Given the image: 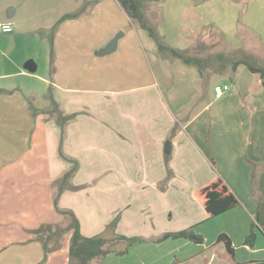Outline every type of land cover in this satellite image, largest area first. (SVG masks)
<instances>
[{
	"label": "crops",
	"instance_id": "obj_1",
	"mask_svg": "<svg viewBox=\"0 0 264 264\" xmlns=\"http://www.w3.org/2000/svg\"><path fill=\"white\" fill-rule=\"evenodd\" d=\"M87 2L85 11L102 21L90 32L91 44L77 48L65 42L66 23L74 18L55 38L52 100L64 113H78L65 126L62 150L78 161L71 181L80 186L61 192L58 207L75 213L84 236H139L149 249L175 239L167 233L196 224L204 241L174 240L180 246L172 264H219L212 249L222 232L232 240L233 252L226 249L235 264H264V86L244 64L233 71L231 60L222 66L217 58L241 51L264 65V50L259 55L231 45L219 51L205 42L242 31L261 41L264 0H141L165 43L208 58L203 77L197 66L162 55L118 0ZM119 32L117 48L98 54ZM220 85L228 89L218 94ZM0 88L11 90L0 93V264H38L43 245L32 230L65 221L56 208L54 182L72 163L59 155L56 119L18 87ZM217 178L239 203L207 219L195 193ZM118 214L116 228L107 230ZM218 217L225 227L214 222ZM71 235L65 233L62 247L51 251L45 264H70ZM137 243L109 242L110 251L92 263L120 264L109 259L135 252Z\"/></svg>",
	"mask_w": 264,
	"mask_h": 264
},
{
	"label": "rangeland",
	"instance_id": "obj_2",
	"mask_svg": "<svg viewBox=\"0 0 264 264\" xmlns=\"http://www.w3.org/2000/svg\"><path fill=\"white\" fill-rule=\"evenodd\" d=\"M87 1L0 0V87H18L20 89L19 93L22 96L26 95L31 104L37 108L41 107V111L48 113L54 105V100H52V96L54 95L52 83L55 81L53 78L55 75V63L53 61L55 55V38L57 30L65 24L66 20L60 23L55 30L54 26L62 15L82 10ZM11 8H14L15 12L12 17H9L8 13ZM88 10L84 11L79 17L74 18V20L68 19L69 21L66 23L68 37L65 39V42L69 45L77 48L89 46L91 44L88 39L91 35L90 32L98 31L101 28L102 21L99 20L98 15H92V10H90L91 12ZM5 22H12L14 24L13 32L1 31V24ZM171 23L177 24V22L173 21ZM157 31L159 32L158 29ZM258 38L261 41L246 35V32L242 31L239 35L235 32L232 34L224 33V35L219 33L212 37V39L208 38V41L205 40V42L207 44L217 45L219 51L222 48H231V45H234V48L238 45L244 47L248 52L261 55L264 50V36H259ZM202 39H204L203 36ZM193 53L194 51L191 52V54ZM209 54L211 53H202L204 56ZM228 54L236 55L237 58L242 56L241 51L238 53L230 51ZM30 59L34 60L37 64L35 71H30L25 68V63ZM217 80L219 82L226 81L231 84L227 76H218ZM64 216L65 221H59L58 225L65 226L68 224L69 217L65 214ZM219 218L215 219L216 221L214 222L225 227L227 225L226 220ZM205 226L207 227L208 233L211 225L210 223H206ZM215 233L216 231L212 237L216 235ZM130 237H137L136 241L138 243L135 245V252L131 254H120L118 255L119 257L114 256L112 259H109L110 263H115V260L120 264H169L170 260H172L170 264L174 261L176 262L179 254L177 247L180 246V243L174 240H180L179 238L168 239L164 241L165 243H160L162 245H153L155 247L149 249L145 243L139 242V240H142V237ZM204 247L206 248V245ZM42 249L43 260L45 256L43 246ZM212 250L218 257L219 261H217L219 264H235V261L229 259L230 254L223 241L217 246H214ZM48 255L42 264H45ZM156 259L157 262L153 263ZM223 259L225 260L222 261Z\"/></svg>",
	"mask_w": 264,
	"mask_h": 264
},
{
	"label": "trees",
	"instance_id": "obj_3",
	"mask_svg": "<svg viewBox=\"0 0 264 264\" xmlns=\"http://www.w3.org/2000/svg\"><path fill=\"white\" fill-rule=\"evenodd\" d=\"M93 1V0H92ZM95 2L97 0H94ZM126 14L129 16L131 21L138 23L142 28L146 29L149 35L155 40L158 46V50L162 55L175 57L182 59L187 64H192L198 67V70L203 77L204 73L202 71L204 63L208 58H203L200 56L189 54L186 50L179 49L165 43L163 37L159 34L155 26L149 22L142 10L141 0H118ZM89 2H86L82 10L76 12H69L62 15L54 26V30L62 23L64 20L77 18L79 17L86 8L88 7ZM217 58L219 59L222 66L225 62L231 60V67L233 71L237 70V67L240 64H244L246 69L251 73H257L259 75L261 84L264 86V65H262L254 56L242 52L241 57H236V55H229L226 53H218ZM224 69L215 70L217 72H222ZM11 90L0 88V93L10 92ZM53 108L48 112L50 116H53L61 128V139H60V149L59 155L70 161L72 163L71 168L67 170L61 177L55 180L54 185L57 186L58 191L55 196V204L57 211L68 215L69 222L65 226L58 224L47 223L43 224L40 227L33 229L32 233L36 235V239L40 240L44 247V259L38 263L42 264L47 258L48 253L51 251L57 250L62 245V239L68 231H72L70 239V264H93L92 260L97 257H102L106 255L110 250L106 249L105 246L107 243H112L116 239H125L130 244L134 243L137 237H127L120 234H114L113 237H108L104 234L87 237L81 233L80 222L76 217L75 213L70 209H61L58 207L59 195L66 189L76 190L79 186L74 185L71 181L73 175L79 167V163L76 159L68 157L62 150V144L65 137V126L72 120L78 113H64L57 102H53ZM36 113L38 110L33 109ZM43 112V111H42ZM176 126L172 129V132H175ZM168 161V156H167ZM172 175V171L169 169V176ZM166 183L163 182L162 187ZM196 198L205 208L208 218L214 219L217 216L225 213L226 211L235 207L239 200L233 192L229 190L227 185L220 179H214L213 181L207 183L195 193ZM119 220V215L108 225L107 230H114L116 228L117 222ZM196 224L188 228L176 231L169 232L167 236H172L175 238H184L193 243H202L204 241V236L195 231ZM252 239H248V243H252ZM217 240L223 241L226 248L232 253L233 245L231 238L226 233H220ZM54 242V243H53Z\"/></svg>",
	"mask_w": 264,
	"mask_h": 264
},
{
	"label": "water",
	"instance_id": "obj_4",
	"mask_svg": "<svg viewBox=\"0 0 264 264\" xmlns=\"http://www.w3.org/2000/svg\"><path fill=\"white\" fill-rule=\"evenodd\" d=\"M14 12H15V9H14V8H11V10H10L9 13H8V16H9V17H12L13 14H14ZM122 34H123V32H119V33H117V34L112 38V40L109 42V44H108L106 47L102 48V49L98 52V54H100V55H104V54H107V53H110V52L114 51V50L117 48L118 40H119V38L121 37ZM25 68L28 69V70H30V71H35V70L37 69V64L35 63L34 60L30 59V60H28V61L25 63ZM171 147H172L171 142H170V141H167V142L165 143V152H166V153H170V152H171ZM252 235H253V234H252ZM252 235L249 236V237H252Z\"/></svg>",
	"mask_w": 264,
	"mask_h": 264
},
{
	"label": "built area",
	"instance_id": "obj_5",
	"mask_svg": "<svg viewBox=\"0 0 264 264\" xmlns=\"http://www.w3.org/2000/svg\"><path fill=\"white\" fill-rule=\"evenodd\" d=\"M2 32H13L14 24L12 22H5L1 24ZM228 89V85H220L216 87V91L218 94H221L223 90Z\"/></svg>",
	"mask_w": 264,
	"mask_h": 264
}]
</instances>
